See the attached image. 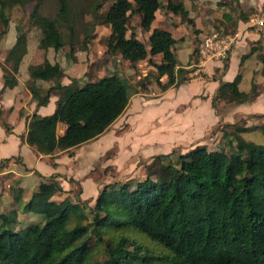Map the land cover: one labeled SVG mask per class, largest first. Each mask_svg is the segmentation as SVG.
Wrapping results in <instances>:
<instances>
[{
    "label": "trees",
    "instance_id": "1",
    "mask_svg": "<svg viewBox=\"0 0 264 264\" xmlns=\"http://www.w3.org/2000/svg\"><path fill=\"white\" fill-rule=\"evenodd\" d=\"M25 1L29 0H0L1 32L7 26L6 5ZM31 1L30 14L42 18L37 48L43 56L29 62L28 74L32 80L54 78L55 82L43 93L30 82V91L37 106L47 103L56 88L59 96L51 111L31 113L25 139L37 150L51 152L105 130L127 105L130 83L115 69L81 84L59 81L62 66L51 61L46 51L65 42L70 43V50L74 47L69 40L72 27L57 19L66 0H58L55 11L45 14L40 12L42 0ZM100 4L98 1L96 6ZM161 6L174 13H187L182 0H111L100 16L109 26L106 50L118 51L133 65L146 58L155 70V80L165 89L180 82L177 74L183 67L174 49L177 37L172 28L152 25ZM132 13H137L141 26L150 30L149 46L133 31L126 33ZM26 43V32L18 26L8 48L15 57L10 68L2 66L0 91L15 84L14 73ZM255 48L242 53L240 63ZM257 54L264 74V55L261 51ZM155 55H159L158 60ZM241 77L240 69L231 79L218 77L216 96L237 102L254 97V92L239 87ZM58 121L66 125L62 133L57 130ZM4 127L8 129L6 124ZM229 143L231 151L224 148L211 153L202 146L183 152L173 148L160 154L159 164L144 177L118 184L105 182L86 222L78 219L68 224L72 209L66 197L46 201L42 223L0 230V264H85L96 247L106 254L105 261L96 264H264V143L257 145L240 136L236 141L229 138ZM11 157L1 158L0 166ZM55 187H59L56 180L40 181L32 204L37 208L38 197L50 194ZM1 215L6 222L16 220L15 212ZM79 215L85 217L83 212Z\"/></svg>",
    "mask_w": 264,
    "mask_h": 264
},
{
    "label": "rangeland",
    "instance_id": "2",
    "mask_svg": "<svg viewBox=\"0 0 264 264\" xmlns=\"http://www.w3.org/2000/svg\"><path fill=\"white\" fill-rule=\"evenodd\" d=\"M98 1L100 6H96ZM110 1L66 0L64 12L58 14L57 19L63 25L72 27L73 34L69 40L74 43V47L70 50V43L65 42L57 49L48 47L46 55L51 61L56 60L61 64L59 81L62 83L73 81L81 84L114 69L119 71L130 83L128 106L101 135L72 146L55 148L51 152H41L36 166L27 167L19 152H15L5 162V168L0 166V171L4 169L0 172V230L26 228L42 223L45 219L43 203L53 198L68 199L72 209L69 225L78 219L86 222L92 216L91 208L97 192L105 182L117 181L118 184L140 179L159 164L160 154L170 152L173 148L181 152L198 146H202L207 153L219 152L224 148L231 151L229 138L236 141L239 136L257 145L264 143V74L260 72L263 62L257 54L261 51L264 55V29L250 24L252 17H256V11H264V0H182L187 8L186 14L174 13L162 6L157 8L152 25L170 26L177 37L174 49L179 65L183 67L177 74L180 82L201 73V69L188 71L187 61L197 63L200 58L206 59L209 74L201 73L199 76L216 80L222 76L221 71L232 50L237 48L240 58L242 53L256 46L255 51L248 53L242 63L240 59L238 63L237 56L233 54L229 70L224 76L225 79H231L234 75H231V71L238 66L237 70L242 71L239 87L254 92V97L237 102L216 96L217 82L209 97L210 102L200 97L196 107L192 104L193 99L187 98V88L184 86L177 91L176 96L173 91L177 84L169 85L173 89L163 92L164 89L155 80V70L146 58L133 65L123 59L118 51L106 50L105 39L109 26L101 22L100 15ZM57 5L58 0H42L40 12L53 13ZM31 7V0L7 4L5 32H1L3 23L0 20V88L3 83L2 66L10 68L12 58L15 57V52H9L8 48L16 37L18 26L25 30L27 40L26 51L14 73L15 84L5 86L0 91V126L3 127L6 124L9 128L10 122L21 116L27 120L30 115L25 105L28 95L36 101L30 91V82H34L41 93L55 82L54 78L32 80L28 74L29 62L39 61L43 56L37 48L42 18L39 15L32 16ZM244 15L247 19H243ZM63 25L62 28L65 27ZM127 26V34L133 31L149 46L150 30L141 26L137 13L130 14ZM246 31L251 32L249 36H246ZM215 32L217 38L229 40L228 46L223 53L215 51L212 56L209 53L201 54L199 47L203 37ZM86 34L89 36L84 44ZM154 57L159 59V55ZM214 60L219 62L215 64ZM197 78H194L193 84H188L189 89L197 86ZM165 79V75L161 76L162 81ZM210 85L205 86L206 90ZM203 91L201 96H204ZM24 92L27 94L23 95ZM3 94L15 100V104L3 103ZM58 96L59 88H56L52 90L49 99L54 102ZM35 109L36 105L31 111ZM40 111L44 112V109ZM187 115L193 117V123L188 125L181 123L180 119ZM26 127L24 125L22 128ZM64 129L60 121L57 130L61 132ZM8 146L5 152L13 150L12 143ZM52 180H56L59 187H55L50 194L40 195L36 208L32 201L39 182ZM1 212H7L8 215L15 212L16 220L6 222ZM82 212L85 217L79 215ZM137 236L146 241L141 234ZM96 248L85 264L105 261V252L100 247Z\"/></svg>",
    "mask_w": 264,
    "mask_h": 264
},
{
    "label": "crops",
    "instance_id": "3",
    "mask_svg": "<svg viewBox=\"0 0 264 264\" xmlns=\"http://www.w3.org/2000/svg\"><path fill=\"white\" fill-rule=\"evenodd\" d=\"M248 24V23H247ZM251 24V23H250ZM239 31H237L238 33ZM251 32L249 31H246V36H249ZM252 38V37H251ZM264 40V38H262ZM245 53V52H244ZM233 54H235L237 57H236V61L238 62V59L241 60L242 58V54L240 55V58H238V53H237V48L232 50L231 53H230V56H229V60L227 62V64L225 65V67H223L222 71H221V78L222 79H225L224 76L226 75L227 71L229 70V66H230V60H231V57L233 56ZM188 60V59H187ZM191 60V59H190ZM215 61V64H217V60H214ZM188 63V64H187ZM198 63V66L195 68V66H193V62L191 61H187L186 62V69L189 71V70H192L193 72H196V70H199L201 69V73H207L209 74V70L206 69V59H201L199 60ZM239 63V62H238ZM242 63V62H241ZM204 64V66H203ZM238 67V66H237ZM237 67H234V69L231 71V75H235V73L238 71L237 70ZM201 73H198L196 74V76H194L192 79L188 80V81H185V82H179L175 89V91H173V95L176 96V93L177 91H179L182 86L186 87L187 88V98L188 99H193V102L192 104L196 107L199 105L200 103V97L203 98V99H207L209 100V97L211 96L212 92H213V89L215 88L216 86V83L219 82L218 79L215 80V78H211V79H206L202 76H199L201 75ZM233 75V76H234ZM26 76V75H25ZM27 77V76H26ZM197 78V81H198V84L197 86H193L192 88H188V84L191 82L193 84V80L194 78ZM233 78V77H232ZM210 82H211V85H210ZM171 85H174V84H171ZM208 89L206 90V87L205 86H208ZM167 88V87H166ZM169 89H173L172 86L170 88V86L165 90H163V92H167ZM204 89L203 91V94L204 96H201V91ZM247 90V89H246ZM23 95L27 94L26 92L22 93ZM213 96V95H212ZM211 98V97H210ZM30 95H28L27 97V103L25 104L28 108V111H30V115L31 113L34 111H31L34 106L36 105V101L31 99ZM2 102L3 103H7L8 105L10 104H15V100H13L12 98H10L9 96H4L3 94V97L1 98ZM190 101V100H188ZM129 102V100H128ZM128 102H127V105L128 106ZM210 102V100H209ZM24 105V106H25ZM211 105V104H210ZM55 106V101L54 102H51V98L47 101V103L45 104H40V105H36V111L39 112V113H45V112H49L51 111ZM126 106L124 107V109L126 108ZM209 106V105H208ZM15 108V107H14ZM44 109V112H41L40 110L41 109ZM123 109V110H124ZM43 111V110H42ZM123 112V111H122ZM121 112V113H122ZM120 113V114H121ZM119 114V115H120ZM30 115L28 116L27 120L25 117H20L18 119H16L15 121L13 122H10L11 126L8 128V129H5V127L3 126H0V159L3 158V157H6V156H13V154H15V152H19L22 160L26 163V166L27 167H31V166H36V162L40 159L39 157V154H41V151L37 150L33 145L29 144L26 139H25V130L26 128H22L24 125L26 127V122L30 119ZM118 117V116H117ZM214 118V117H213ZM116 119V118H115ZM114 119V120H115ZM181 123L185 124L187 123H193V117L190 116V115H187V116H182L181 118ZM113 120V121H114ZM17 121V122H16ZM112 121V122H113ZM16 122V123H15ZM60 121L57 122V124L59 123ZM62 122V121H61ZM111 122V123H112ZM195 122V121H194ZM64 124V128H65V123L62 122ZM110 123V124H111ZM23 126H22V125ZM179 125V124H178ZM108 128V127H107ZM106 128V129H107ZM23 129V130H22ZM105 129V130H106ZM22 130V131H20ZM103 130V132L105 131ZM64 131V130H63ZM63 131L59 132V133H62ZM103 132L99 133L98 135H101ZM13 144V150H11V152H5L4 150L6 148H9L10 144ZM6 166H4L3 168H5ZM1 169V168H0ZM4 169H2L1 171H3ZM0 171V172H1Z\"/></svg>",
    "mask_w": 264,
    "mask_h": 264
},
{
    "label": "built area",
    "instance_id": "4",
    "mask_svg": "<svg viewBox=\"0 0 264 264\" xmlns=\"http://www.w3.org/2000/svg\"><path fill=\"white\" fill-rule=\"evenodd\" d=\"M255 13H256V17H252L253 19L251 24H255L257 25L258 28L264 29V11L259 10V12L256 11ZM216 34L217 33L215 32L213 34L205 35V37H203V41L200 43V47H199L201 54L209 53L210 54L209 56H212L215 51L223 53L224 49L229 44L228 42L229 40L227 41V39L224 38H217ZM215 47L216 49L214 50ZM201 59L203 58H200V60ZM192 65L195 66L196 68L198 66V63L193 62Z\"/></svg>",
    "mask_w": 264,
    "mask_h": 264
}]
</instances>
